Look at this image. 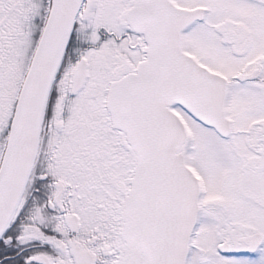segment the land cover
Segmentation results:
<instances>
[{
    "label": "snow or ice",
    "instance_id": "1",
    "mask_svg": "<svg viewBox=\"0 0 264 264\" xmlns=\"http://www.w3.org/2000/svg\"><path fill=\"white\" fill-rule=\"evenodd\" d=\"M0 264H264V0H0Z\"/></svg>",
    "mask_w": 264,
    "mask_h": 264
}]
</instances>
